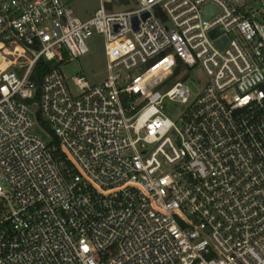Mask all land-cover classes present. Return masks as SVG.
<instances>
[{"label": "built area", "instance_id": "built-area-1", "mask_svg": "<svg viewBox=\"0 0 264 264\" xmlns=\"http://www.w3.org/2000/svg\"><path fill=\"white\" fill-rule=\"evenodd\" d=\"M98 1L0 0V264H264V0Z\"/></svg>", "mask_w": 264, "mask_h": 264}, {"label": "rangeland", "instance_id": "rangeland-1", "mask_svg": "<svg viewBox=\"0 0 264 264\" xmlns=\"http://www.w3.org/2000/svg\"><path fill=\"white\" fill-rule=\"evenodd\" d=\"M70 7L75 14L80 18H85L91 15L95 10L99 8L98 0H73ZM105 2H112L113 10L119 11L125 8L118 5L113 0H104ZM88 53L78 60H71L67 63L60 65V70L65 77L67 86L73 95L78 94V90L72 85L71 78L74 76L82 75L86 78L89 84H98L106 77V61L103 52V39L102 37L95 35L88 41ZM205 83V76L199 68H195L191 73L187 81V85L190 88L192 94H196L198 88ZM178 106H170L168 116L171 120L178 113ZM44 138L45 135L38 130Z\"/></svg>", "mask_w": 264, "mask_h": 264}, {"label": "trees", "instance_id": "trees-1", "mask_svg": "<svg viewBox=\"0 0 264 264\" xmlns=\"http://www.w3.org/2000/svg\"><path fill=\"white\" fill-rule=\"evenodd\" d=\"M114 2L118 3V5L127 8L128 4H129V0H113ZM105 8L108 11H112L113 10V6H112V2L110 3H106L105 4ZM66 63V61L64 62ZM63 64V63H62ZM60 63L57 62H46L43 60H40L36 63L33 73L31 75V81H33L37 86L40 85L42 76L47 73L48 71L52 70L53 68L58 67L59 65H62Z\"/></svg>", "mask_w": 264, "mask_h": 264}, {"label": "crops", "instance_id": "crops-1", "mask_svg": "<svg viewBox=\"0 0 264 264\" xmlns=\"http://www.w3.org/2000/svg\"><path fill=\"white\" fill-rule=\"evenodd\" d=\"M64 3H66L67 5H72L73 3H75V1L73 0H63ZM107 3H110V2H107ZM114 8V7H113ZM88 17V16H87ZM86 18V17H85Z\"/></svg>", "mask_w": 264, "mask_h": 264}, {"label": "water", "instance_id": "water-1", "mask_svg": "<svg viewBox=\"0 0 264 264\" xmlns=\"http://www.w3.org/2000/svg\"><path fill=\"white\" fill-rule=\"evenodd\" d=\"M146 15H144V17H145ZM133 22H134V26H136V20L135 19H133Z\"/></svg>", "mask_w": 264, "mask_h": 264}]
</instances>
